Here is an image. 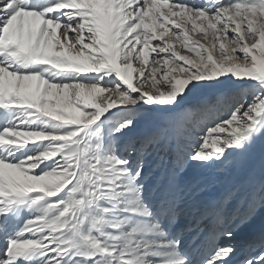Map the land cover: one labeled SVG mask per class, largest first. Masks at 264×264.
<instances>
[{
  "label": "snow or ice",
  "instance_id": "6c2138e0",
  "mask_svg": "<svg viewBox=\"0 0 264 264\" xmlns=\"http://www.w3.org/2000/svg\"><path fill=\"white\" fill-rule=\"evenodd\" d=\"M0 264H264V0H0Z\"/></svg>",
  "mask_w": 264,
  "mask_h": 264
},
{
  "label": "bare ground",
  "instance_id": "6f19581e",
  "mask_svg": "<svg viewBox=\"0 0 264 264\" xmlns=\"http://www.w3.org/2000/svg\"><path fill=\"white\" fill-rule=\"evenodd\" d=\"M261 224H260V221L259 219L256 221V224H255V227L256 229L258 230L260 228ZM245 231H247V229H245Z\"/></svg>",
  "mask_w": 264,
  "mask_h": 264
},
{
  "label": "rangeland",
  "instance_id": "374dc122",
  "mask_svg": "<svg viewBox=\"0 0 264 264\" xmlns=\"http://www.w3.org/2000/svg\"><path fill=\"white\" fill-rule=\"evenodd\" d=\"M201 43H205V41H203V40L201 39ZM182 54L192 55V54L187 53V52H184V53H182Z\"/></svg>",
  "mask_w": 264,
  "mask_h": 264
}]
</instances>
